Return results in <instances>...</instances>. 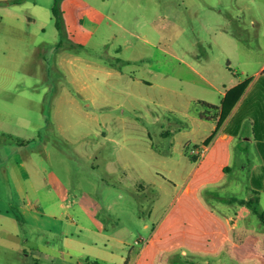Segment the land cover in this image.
<instances>
[{"label":"rangeland","instance_id":"obj_1","mask_svg":"<svg viewBox=\"0 0 264 264\" xmlns=\"http://www.w3.org/2000/svg\"><path fill=\"white\" fill-rule=\"evenodd\" d=\"M11 1L0 0V264H94L54 252L66 236L98 241L101 264H264L248 206L264 210V0ZM242 79L253 86L238 129L251 139L233 143L226 179L200 187L213 212L185 206L169 228H143L158 191L195 194L183 112Z\"/></svg>","mask_w":264,"mask_h":264},{"label":"crops","instance_id":"obj_2","mask_svg":"<svg viewBox=\"0 0 264 264\" xmlns=\"http://www.w3.org/2000/svg\"><path fill=\"white\" fill-rule=\"evenodd\" d=\"M262 69H264V63L261 64V66L257 70V73L260 72ZM243 81H244L243 79L239 80L237 84ZM252 86L253 84L248 82L241 96L231 105V107L227 110L225 116L221 119H218L217 122H211L204 119H200L198 117L197 112H195V114L192 113L190 115L187 112H183L185 116L189 117V122L185 125L184 129L181 130V133L184 135V137L187 140H190L191 142L195 143L192 144L191 146L203 143V144H207V148H208L206 156L201 162H196L195 159L193 160L195 166L192 170H190L188 174V176L192 174L193 177L192 176L191 177L196 180L195 181L196 188L194 190L195 194L193 193L192 190L188 192L182 190L180 192L172 194L173 197H171L172 195H170L171 193L169 192H166L164 193V196H161L160 191H158L157 194H155V196L153 195L152 200L148 202L149 204L148 214L147 216L142 218L143 228L151 229V226H153L152 224H155V226L157 227L163 226V228L165 229L169 228L172 223H175V220H173V214L183 213L186 208L185 206H188L189 208H191V210L193 209L192 211H194L195 213L204 214V213H209L211 211L213 212V210H211L212 208L210 209L209 207L210 204L207 205L202 202L198 191L200 187L205 186L209 182L223 181L224 179H226L227 172L231 168V159L233 158L231 149L236 139L243 142V144L244 142L249 143V140L251 138L249 136L246 137L243 136L238 129L240 123H242V120L245 119L244 116L242 118L238 117V113L241 110L245 97L252 90ZM226 92L227 90L223 92V97H225ZM223 100L224 98L215 104L221 105ZM206 101L211 102L209 100ZM254 138L256 139L255 136ZM245 147L246 144L243 146V148ZM108 164L110 163H107V166ZM22 165L25 166L24 163H22ZM215 174L217 175V177L212 176ZM168 180L170 182H174V180L170 177L168 178ZM28 187L30 189L36 188L29 179H28ZM47 189L49 191H52L51 185H48ZM209 196L211 198L213 197V194ZM185 197H190L191 200L190 201L186 200V202H183L182 199ZM61 204L63 206V203ZM174 204H178L176 210H172ZM182 221L184 222V220ZM69 240H71V238L66 236L64 241H58L59 250L57 249L56 246V248L53 249V251L54 252L57 251V253H59L58 254L59 256L60 253H67L68 255L72 254L73 256L84 255L83 257L87 259L85 261H89V257L92 256L95 258V260L92 261V263L94 264H101V262L105 261V258L108 257V255L110 254V253H106L107 251L99 247L100 245L98 241H69ZM104 246L105 247L107 246L106 242H104ZM51 256L52 255L50 253L48 254L46 253V260L52 261L53 257ZM77 258L78 261L81 262L80 260L82 259L79 257ZM129 259L130 258L128 256L127 263Z\"/></svg>","mask_w":264,"mask_h":264},{"label":"trees","instance_id":"obj_3","mask_svg":"<svg viewBox=\"0 0 264 264\" xmlns=\"http://www.w3.org/2000/svg\"><path fill=\"white\" fill-rule=\"evenodd\" d=\"M20 0H12V3H18ZM53 14L55 16V21L57 27L60 26V21L58 19L59 14L55 6L53 7ZM247 86V81H243L230 89L227 90L226 95L224 97L223 102L220 104H215L208 102L206 100L198 99L196 103L201 106V110L198 112V117L200 119H204L211 122H217L218 119H221L225 116L227 110L231 107V105L241 96L243 91ZM154 193V191H151ZM258 198H250L248 202V206L253 209V211L258 214L259 219L262 223H264V210H259L255 203H257ZM127 260L125 261V264Z\"/></svg>","mask_w":264,"mask_h":264},{"label":"built area","instance_id":"obj_4","mask_svg":"<svg viewBox=\"0 0 264 264\" xmlns=\"http://www.w3.org/2000/svg\"><path fill=\"white\" fill-rule=\"evenodd\" d=\"M207 144H197L190 147L189 151L196 162H201L207 153Z\"/></svg>","mask_w":264,"mask_h":264}]
</instances>
